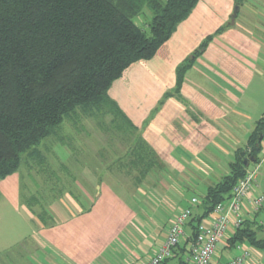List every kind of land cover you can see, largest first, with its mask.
I'll use <instances>...</instances> for the list:
<instances>
[{"label": "crops", "instance_id": "crops-1", "mask_svg": "<svg viewBox=\"0 0 264 264\" xmlns=\"http://www.w3.org/2000/svg\"><path fill=\"white\" fill-rule=\"evenodd\" d=\"M108 95L162 169L138 179L115 164L95 183L94 176L82 186L72 181L60 197L41 199L47 222L28 211L35 233L25 238V248H0V264H142L197 198L173 258L183 264L194 218L215 220L202 205L209 188L232 173L236 153L249 148L264 120V0H199L160 53L131 66ZM263 148L264 135L258 160ZM0 191L15 207L24 206L16 176L0 182ZM260 194L259 185L242 213L256 240L264 241V208L254 213L251 205ZM236 233L231 228L219 242L214 263L227 264L242 246L251 253L246 264H264V247L249 240L236 246Z\"/></svg>", "mask_w": 264, "mask_h": 264}, {"label": "trees", "instance_id": "trees-1", "mask_svg": "<svg viewBox=\"0 0 264 264\" xmlns=\"http://www.w3.org/2000/svg\"><path fill=\"white\" fill-rule=\"evenodd\" d=\"M198 1L0 0V182L17 172L23 155L43 161L37 147L58 136L66 120H78L79 113L100 122L106 114L112 115L113 122L122 119L134 128L109 97V87L131 66L160 53ZM146 10L152 16L144 27L136 19ZM186 65L180 77L191 62ZM263 131L264 120L249 148L236 153L232 173L209 188L202 203L205 215L230 199L247 165L258 161ZM60 140L68 145L65 138ZM145 149L153 165L139 170L138 179L162 169ZM52 178L55 184L49 189L55 195L66 192L65 180ZM33 202L41 208L34 213L47 222V209L38 199ZM194 222L190 241L201 223L195 218ZM244 240L264 247L245 224L237 229L233 242L238 246Z\"/></svg>", "mask_w": 264, "mask_h": 264}, {"label": "rangeland", "instance_id": "rangeland-1", "mask_svg": "<svg viewBox=\"0 0 264 264\" xmlns=\"http://www.w3.org/2000/svg\"><path fill=\"white\" fill-rule=\"evenodd\" d=\"M151 16L152 13L146 10L143 16L136 19L137 24L146 27ZM79 116L78 120H66L58 136L44 140L37 147L43 161L42 157L39 161L37 157L22 156L20 168L13 175L18 178L17 200L20 199L24 206L16 204L15 207L10 200H4L6 196L0 191V248H25V238L36 231L29 221L28 211L40 212L41 209L39 205H33V201L42 199L43 203H47L54 197L61 196L49 189V186L55 184L52 177L63 178V183L68 184L64 189L67 191L72 181H76L75 185L82 186L84 180H92L94 176V183L97 182L100 175L104 176L101 171L109 172V167L115 164L126 166V170L134 178L140 176L139 170L153 165L136 129L122 119L113 122L114 116L106 114L100 122L81 113ZM61 138H65L68 145L63 144ZM254 165L255 162H251L250 169ZM118 175L117 172L105 179H114L113 176ZM257 184L264 191V166L259 171ZM114 187L120 188L119 183ZM170 264L181 263L174 259Z\"/></svg>", "mask_w": 264, "mask_h": 264}, {"label": "built area", "instance_id": "built-area-1", "mask_svg": "<svg viewBox=\"0 0 264 264\" xmlns=\"http://www.w3.org/2000/svg\"><path fill=\"white\" fill-rule=\"evenodd\" d=\"M264 166V148L261 158L255 162L253 168L247 171L233 188L228 201L218 204L213 213L215 220L212 223L201 222L198 225L197 235L191 239L188 255L183 258V264H215L219 242L225 238L231 228L238 229L244 224L242 208L244 202L253 195L258 188L257 180L261 168ZM199 204L197 198L191 200V206L183 210L173 219L169 228L167 240L158 248L156 254L142 264H165L173 260L176 249L185 236V227L192 218L193 206ZM254 213L264 208V194L251 197ZM240 254L231 258L227 264H246L251 253L238 246Z\"/></svg>", "mask_w": 264, "mask_h": 264}, {"label": "water", "instance_id": "water-1", "mask_svg": "<svg viewBox=\"0 0 264 264\" xmlns=\"http://www.w3.org/2000/svg\"><path fill=\"white\" fill-rule=\"evenodd\" d=\"M238 10H239V7H237V8L235 9V14H237ZM262 138H263V135H260V136H259V142L262 140Z\"/></svg>", "mask_w": 264, "mask_h": 264}]
</instances>
